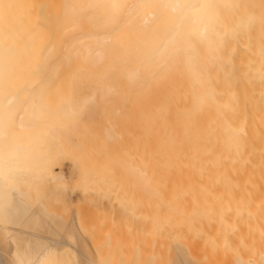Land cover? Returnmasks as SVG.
<instances>
[{
  "label": "bare ground",
  "instance_id": "6f19581e",
  "mask_svg": "<svg viewBox=\"0 0 264 264\" xmlns=\"http://www.w3.org/2000/svg\"><path fill=\"white\" fill-rule=\"evenodd\" d=\"M263 7L264 0H0V264L111 263L96 252L98 245L94 252L101 258L92 257L80 234L76 236V226H67L75 237L72 241L66 226L54 225L55 213L51 219L42 203L36 201L38 208L34 207L24 196L38 183H31V177L43 173L29 161L40 158L33 145L47 135L51 142L60 132L71 135L81 116L99 112L97 93L107 98L119 92L135 94L132 105L139 104L137 112L133 107L139 115L141 154L140 174L135 172L142 190L149 193V213L154 212L156 225L162 226L159 237L181 238L190 233L189 248L201 244L202 250L206 243L210 245L194 256L183 245L187 241L172 243L170 262L251 264L245 261L246 253L258 243L250 244V236L247 243L240 231L254 230L249 223L243 228V217L248 212L256 215L257 206L254 213L250 209L255 195L246 187L247 195L239 190L244 196L238 197L236 189L232 192L225 183L249 179L252 165L264 167L260 166L264 164V93L262 88L259 91L264 83ZM230 21L238 25L224 36L220 30L229 31ZM233 52H237L235 66L230 60ZM86 82L104 86L92 89V95L78 105L61 97H67L68 88L50 87ZM61 117L66 118L64 127ZM113 132L102 136L111 142L117 135ZM62 140L61 144L54 140L53 146L62 145ZM52 174L55 180L64 178L63 173ZM152 197L158 201L152 202ZM152 215L148 216L153 220ZM229 226L241 236L236 233L240 239L231 238V243L235 240L237 245L243 237L246 243L240 245L252 247L235 248L233 242L226 250L214 236L211 243L206 241L211 230L218 233ZM228 231H223L224 240ZM204 234L208 239H203ZM232 249H246L241 252L246 258L235 256L234 262H228ZM158 253L147 258L148 264L158 262ZM259 262L264 264V259Z\"/></svg>",
  "mask_w": 264,
  "mask_h": 264
},
{
  "label": "rangeland",
  "instance_id": "374dc122",
  "mask_svg": "<svg viewBox=\"0 0 264 264\" xmlns=\"http://www.w3.org/2000/svg\"><path fill=\"white\" fill-rule=\"evenodd\" d=\"M262 9H264V7ZM230 18H236V17L231 16ZM249 24L253 25L251 23H248V25ZM261 24L264 26V23H261ZM237 25H238L237 22L234 23L233 21H230L228 24V28L230 30L225 31L222 29L220 30V33L226 36L227 34L233 32L232 29H234L235 26L237 27ZM225 48L227 49L226 46ZM236 57H237V52H233L232 57L230 59L231 62L234 61V59L237 60ZM232 63L234 66L237 64L235 63V61ZM222 64L223 65L225 64V67H228V63L226 61H223ZM262 82H264V80H262ZM102 86L104 85L95 83V82H86L83 84L73 83L70 85H51L50 87L65 88V89L68 88L70 90L68 91V95H67V92L66 93L63 92L67 95V97L64 95H62L61 97L63 98L65 97L66 101H68L69 103L78 105L80 104L83 98H85L86 96L92 95L93 93L92 89L100 88ZM262 86L259 88V91L263 89L262 92L264 93V83L262 84ZM116 87L117 88H127L130 86L118 85ZM254 93L256 97L259 96V95H256V91ZM257 94H258V91H257ZM132 95H135V94H132ZM132 95L130 94V92L128 93L126 92L124 94L123 92H119V95L117 93V95L115 94L114 96L112 95L107 98L106 97L100 98V93H97L96 96L99 97L100 101L101 99L102 100L105 99V101L103 100L102 102L98 100V102L100 103V104H97L99 106V109H98V106H96L97 111H99L97 112L98 114L95 113L91 117L89 115L86 116L85 114L84 116H81L83 118L80 117L81 120L79 119L80 126L78 125L77 126L78 128L74 127L75 128L74 132L76 134L72 132L73 135L72 133L70 135L69 133H66L65 131L62 130L64 133L70 135L68 137V135L66 134L64 135L62 134V132H60L61 134L59 133L56 136L57 140L56 139L54 140L59 144H61L60 142L63 138L62 145L54 144L53 146L54 140L51 139L52 142L50 141V135L48 136L46 134L47 136H45L46 138L44 139L43 137V135L45 134L44 133L45 131H44L43 132L44 134L42 135L43 138L41 137L42 139L41 138L39 139H41L42 141L44 140L45 143L41 141V142H38L39 145H36V147L35 145H33L32 147L34 154H39L40 152L39 154L40 158H37V159L34 158V160H31L32 158L30 157L31 159H29L30 163L34 162L38 164V166L36 165L37 168H40L39 170L41 172L43 171V173L41 174L39 171V174H41V176L39 175V177H36V175L34 174L35 176L33 178L35 179L31 177V183L34 184L38 182L36 185L34 184L35 186L38 187V189L35 191L36 188L33 189L34 185L31 186L30 190L32 191H29L30 192L29 195L26 194L24 197L27 199V201L31 199L28 202H30V205L34 207H37V204L35 205L36 201L37 203H42L46 207L47 211L49 210L48 214L50 212L49 216L51 217V219L53 218L54 220L57 219L56 221H54L55 222L54 225L57 226V223H58L59 226L61 227L66 226L64 228L66 232L65 231L63 232L67 233V231H69L70 229L69 226L71 227L76 226L78 229L76 236L80 234L78 236L80 242H82L83 245L84 244L86 245V246L84 245V248L88 247L86 249L93 252L92 253L93 256L91 255L93 258L95 257L96 259H100L101 257L99 255H103V258L105 256V259H107L108 257L111 260V261L109 260V262H111L109 264H113V261H114V264H118L120 263L119 261H121L122 258H123L122 260L123 262L122 261L121 262L123 264L124 262L125 264H148L149 256L151 257V255H153L154 253L156 254L159 252L157 254V260H156V262L158 261L157 262L158 264H167L168 262H169L168 264H172V261L170 262V259L172 258L170 257L172 243L176 242V243L183 244L185 241L187 240L189 241V239H191L192 237L187 239L189 236H191L190 233H188V236L186 237L182 235L181 238H175V237L172 238L170 234L163 239L159 237L161 235L160 230L162 226L156 225L157 224L156 223L157 220L155 216L156 214L152 215L154 214V212L149 213L148 205L146 206L148 200L150 199V197H147L149 193H147L146 190L144 189L142 190L144 186L140 182V179H141L140 176L136 174L137 172H139L140 174L139 168L141 167L140 166L141 154H140V144H139L140 124L138 126L139 115L138 114L135 115V112L133 111V107L135 109L136 105H139V104L138 102H136V105L134 103L132 105V102H133ZM120 96L124 97V99L121 98L124 101V103H122L123 101L119 99ZM138 96H135L136 99L135 98L134 99L138 100L139 99ZM118 101H121V103L123 104V105L121 104L123 106L122 107L123 109L120 108L121 105L118 104L120 103ZM88 109H93V107L90 106L88 107ZM137 110L135 109L136 112ZM64 119L66 120V118ZM64 119L62 120V117L60 118L59 123L60 125H62L61 127H64L66 125L64 124V122L66 123ZM72 130L73 129H71V131ZM112 132L114 134L116 133L117 137L115 136L114 137L115 140H112L113 137L110 138L107 136L106 138L112 140L111 142L107 141L104 136L106 134L111 136L113 135ZM39 135H41V133ZM39 135L38 137H40ZM65 136H67L68 138ZM59 137L61 138V140ZM59 148L61 151L58 150ZM98 155H100L101 157H99ZM46 161L49 164L48 165L49 169L48 167L46 168L47 166L45 165V163H47ZM97 161H98V164L96 163ZM39 164H41L42 166L44 164V166L41 167L40 165L39 167ZM36 166L34 167L35 172L38 170L36 169ZM256 166L258 165L256 164L252 165L251 167V171L253 170L251 173L252 176H250L249 179H245L244 177H239V180H234V181L235 182L239 181L240 183L239 182L235 183L233 180L226 181V183L224 182L225 184L231 186L232 192L234 191V188L236 189L235 190L236 193L234 192V194L236 196L239 195L238 197H243L244 195H247L248 193L246 192L248 191L247 188L251 189V191L249 190V192H251L253 195L256 196V197L254 196V198L257 204L254 205L255 203L252 202L254 198L252 199L250 198V203L252 206V208L250 206V209H253V207H256V206L261 208V209L257 207L254 208L256 209L255 210L256 215L252 214L251 210L249 209L251 214L254 216H251L250 214H248L249 213L248 212L247 213L248 215L246 214L243 217V220H245L246 222L245 224L242 223L244 226L243 228L254 226L255 231L252 230L253 228L251 229V227H249L250 230H252L254 233L253 234L254 238L252 237V235H250V233H252L250 232V230L245 231L246 229H249V228L238 229L237 227L239 226H235V227L232 226V229L236 228V231H240L243 229L242 231H240V233L244 234L245 239L249 238V236L250 238L252 237L253 240L249 238L250 244L252 245L253 243L255 244L254 241L258 243V244H255L256 246H253L255 247V249L251 248L247 250V253H246L245 250L247 249V246L248 248L252 246H250V244L249 245L241 244L242 246L244 245V247L246 245L245 247L246 249L245 250L235 249L236 252H234L233 250L234 248H233L231 250V253H228L227 260L228 258H230L228 262L229 261L234 262L237 256H238L237 257L238 259L239 258L245 259L246 257L243 256L244 253H241L242 251L246 253V256L247 255L249 256L248 259L247 258L245 259V261L247 260L251 261V264L252 263L256 264L255 262H257L258 264L259 261L261 262L264 259L263 258L264 257V254H263L264 253V243H263L264 241L263 240L264 239L263 237L264 236V231H263L264 230L263 228L264 226V222H263L264 221V176H263L264 172L262 175V171L264 170H261L260 172V170H258V168L260 167L259 166L256 167ZM260 166L263 167L264 164H261ZM263 168H260V169H263ZM34 170L32 169V171ZM50 170H52V173H63L64 178L59 181L55 180L54 175L50 173ZM135 170L137 172H135ZM32 174L33 173H31V176H33ZM36 174H38V171L36 172ZM260 174L262 175V177L260 176ZM255 176H257L258 178L257 177L255 178ZM252 177L254 178V180L251 179ZM34 180L36 182H32ZM238 183L240 184V186ZM140 185H142L143 187H141ZM29 187H30V184L27 185V188L26 186L24 187L26 189L25 192H28ZM241 188L243 189V191L241 190ZM239 190L243 194L244 193L245 194L242 195L240 192H237ZM237 193L239 194L237 195ZM28 197H31V198H28ZM35 198L38 200H36ZM153 198L155 197L151 198L152 202L158 201L157 198L156 200ZM259 198H260V202H259ZM261 201H262V204H261ZM254 209H253V213L255 212ZM54 213L55 215H53ZM51 214L53 215V218ZM149 214L153 216V220L151 216H148ZM260 216L262 218H260ZM245 217L246 218L248 217V218L244 219ZM253 217H255L256 220ZM260 219H263V220H260ZM247 220L248 221L250 220L251 223L255 225H251L250 221L247 222ZM74 223L75 225H73ZM248 223H249V226H248ZM242 224H240V227H242ZM67 226L69 229H67ZM179 226L177 227L178 228L185 227V226H182V227H179ZM259 226L260 227L262 226V227L260 228ZM224 227L221 226V228H224ZM229 227H226V228L230 230V232L226 229L223 230L221 228H220L221 230L219 229L220 231L218 230V233L220 232L221 236H218L220 234L214 232L213 230H211L213 233L210 232L209 234L211 233L212 234L210 236L209 235L207 236L208 238L210 237V239L212 236H214L215 240L219 239L218 240L219 242L217 243L223 242L221 244L222 248L228 250V247H232L233 242L235 240L238 241L240 239L239 237H241L240 233L238 232L234 233L235 229L231 230V226ZM61 230L60 232H62ZM223 231L229 232V234L227 233L229 236V238L227 237V240H224V236L226 239V235L223 233ZM184 232L187 233L186 230L183 231V234L186 235ZM68 233L70 235L71 231H69ZM236 233L239 235V237L238 235L236 236ZM259 233H261L262 236ZM89 234L91 235V238L89 237ZM215 234H218L216 235L217 237L215 236ZM69 235H68L69 239H72V241H74L75 237L72 234L71 235L73 237ZM205 235L206 234L203 235L204 236L203 239L206 240L208 238H205L206 237ZM246 235L248 236L245 237ZM81 237L85 239L82 240ZM231 238L232 239L236 238V239L232 241L231 243V241H229V239L231 240ZM242 238H241L242 240L241 242L244 243L245 242L243 241L244 238L243 239ZM210 239L206 241H208V243H211L212 239L211 240ZM190 241H193V239ZM196 241H199V239L196 238ZM187 242H185L183 245L188 247L189 251L192 254H196L194 256H198L205 248L209 249V246H210L209 244L206 243L205 245L207 246L203 245L205 248L201 250V247H199V246H202L201 244L198 246L192 244L194 247V249L192 250L193 247L189 248V246L191 245L189 244L190 242L188 243ZM241 242L237 243V245H236V242H234L233 247L234 245L237 246V247L235 246V248L242 247L240 245ZM246 242L248 243V240ZM224 243L226 246L223 245ZM88 244L90 245L88 246ZM96 245H98V247ZM95 246L97 247V249H99V250H96V252H99V253L102 252L101 254L98 255L96 254V252H94V250L96 249ZM252 249H253V252H252ZM248 252L251 256L248 254ZM70 255L75 257L73 254H70ZM72 256L71 258H73ZM133 259L135 260L134 263L131 262ZM136 259L139 262H136L137 261ZM168 259L169 261L167 262Z\"/></svg>",
  "mask_w": 264,
  "mask_h": 264
}]
</instances>
